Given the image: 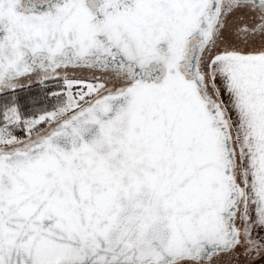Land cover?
Instances as JSON below:
<instances>
[{
	"label": "snow or ice",
	"instance_id": "1",
	"mask_svg": "<svg viewBox=\"0 0 264 264\" xmlns=\"http://www.w3.org/2000/svg\"><path fill=\"white\" fill-rule=\"evenodd\" d=\"M0 264H264V0H0Z\"/></svg>",
	"mask_w": 264,
	"mask_h": 264
}]
</instances>
